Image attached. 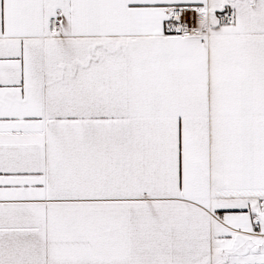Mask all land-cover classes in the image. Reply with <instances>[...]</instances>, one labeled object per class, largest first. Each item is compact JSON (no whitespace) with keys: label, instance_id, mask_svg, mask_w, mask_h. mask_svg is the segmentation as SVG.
I'll use <instances>...</instances> for the list:
<instances>
[{"label":"snow or ice","instance_id":"obj_1","mask_svg":"<svg viewBox=\"0 0 264 264\" xmlns=\"http://www.w3.org/2000/svg\"><path fill=\"white\" fill-rule=\"evenodd\" d=\"M0 264H264V0H0Z\"/></svg>","mask_w":264,"mask_h":264}]
</instances>
